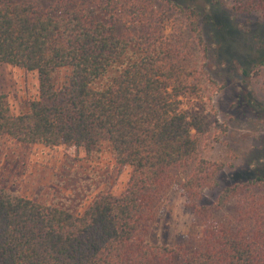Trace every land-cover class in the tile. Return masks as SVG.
<instances>
[{"label": "trees", "instance_id": "16d2710c", "mask_svg": "<svg viewBox=\"0 0 264 264\" xmlns=\"http://www.w3.org/2000/svg\"><path fill=\"white\" fill-rule=\"evenodd\" d=\"M51 1L0 0V64L39 77L24 113L0 95V138L90 150L103 135L116 167L132 171L120 196L103 193L82 213L0 185V264H264V158L236 170L202 157L212 130L198 112L204 74L191 64L192 50L165 35L170 11L203 51L208 80L249 122L264 123V53L250 67L227 60L211 18L193 2L59 0L46 11ZM228 2L240 31L242 16L264 24V0ZM62 71L67 81L58 87ZM173 189L202 227L174 246L153 241Z\"/></svg>", "mask_w": 264, "mask_h": 264}, {"label": "rangeland", "instance_id": "374dc122", "mask_svg": "<svg viewBox=\"0 0 264 264\" xmlns=\"http://www.w3.org/2000/svg\"><path fill=\"white\" fill-rule=\"evenodd\" d=\"M18 4L27 0H6ZM157 1V0H155ZM193 2L211 18L217 43L227 60L250 67L264 48L257 42L264 40V24L259 17L238 18L240 31L231 20L226 7L228 0H184ZM59 0L43 3L46 11L53 10ZM170 22L165 35L186 44L192 51L190 62L204 74L201 86L202 102L198 112L212 125V130L202 138L201 155L213 162H224L228 166L249 167L253 160L264 158V123L249 122L231 109V95L222 92L220 85L208 80L203 68L204 53L194 42L182 18L170 11ZM251 21V23H249ZM204 35L210 32L209 25L201 20ZM262 43V42H261ZM264 44V43H263ZM232 62V63H233ZM218 72L227 75L219 66ZM68 73L58 74V87L67 81ZM39 77L10 65L0 64V95H3L12 111L21 114L27 111L28 103L38 97ZM219 126L228 128L223 132ZM246 162H242L245 160ZM253 165V164H252ZM132 169L120 171L107 139L101 135L97 146L87 150L83 147L45 148L23 145L10 138H0V185L11 192L37 202L59 203L67 209L82 213L101 194L110 192L120 196L127 188ZM227 174L221 176L226 181ZM236 210L232 206L229 211ZM202 231L200 220L182 193L173 189L162 203L160 217L153 231V241L168 245L187 243Z\"/></svg>", "mask_w": 264, "mask_h": 264}]
</instances>
